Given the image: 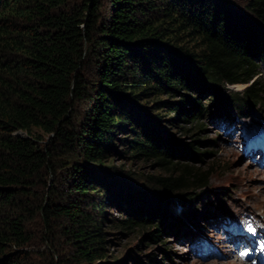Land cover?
I'll list each match as a JSON object with an SVG mask.
<instances>
[{"label": "trees", "instance_id": "1", "mask_svg": "<svg viewBox=\"0 0 264 264\" xmlns=\"http://www.w3.org/2000/svg\"><path fill=\"white\" fill-rule=\"evenodd\" d=\"M74 1L0 0V264H31L37 217L54 264H124L109 262L116 235L163 243L174 194L198 178L173 159L203 156L166 125L201 132L210 111L199 93L223 103L215 119L264 105L263 82L222 93L264 63V0H245L250 14L229 0ZM78 101L87 104L80 119ZM117 158L139 171L124 172ZM146 165L156 172L146 176ZM173 220L197 226V211Z\"/></svg>", "mask_w": 264, "mask_h": 264}, {"label": "rangeland", "instance_id": "2", "mask_svg": "<svg viewBox=\"0 0 264 264\" xmlns=\"http://www.w3.org/2000/svg\"><path fill=\"white\" fill-rule=\"evenodd\" d=\"M229 1L237 5L238 11L250 14L245 9V0ZM78 4V0L72 3V5ZM105 11L106 3L103 2L100 12L104 14ZM258 66L257 77L249 84L224 86L222 87V93L230 96L232 92L234 94L244 92L248 86L256 81L264 83V63H258ZM84 74L91 78L94 75V67L91 64H86ZM192 96L198 98L205 109L210 111L205 119L200 120L198 123V125H202V131L198 132L197 129H192L195 124L189 125L184 122H179L176 127L168 125L166 127L169 135L175 137L182 145L188 146L191 142L197 140L193 144L200 153H203V156H200L199 159H187L176 155L173 162L194 167L198 172H196L198 178L190 180V185L185 191L186 194H174L175 197L172 198L173 202L170 210L167 214L165 213L168 219L164 221V226H162L165 229L163 243L156 244L150 242L149 239H145L141 244L139 240L142 236L139 238L137 236H111L108 238L110 241L108 247L114 257H110L109 262L114 263L125 260L124 264H238L232 257L226 256L222 249L220 241L223 238L217 232L220 223L218 220H223L228 215L225 212L235 215H245L247 212H253L264 222V169L260 170L258 166L251 164L252 161L243 158L238 142L239 132L243 129L244 124H249L251 121L264 122V105H257V108L253 107L254 109L252 108L253 110L247 116L238 120H236V109L231 108L232 117L221 120L222 118L219 119V117L214 119V114L223 103L218 104L219 106L216 104L214 106V103L208 104V100L212 98V94L208 93H205V95L199 93ZM86 107L87 104L84 101L75 103L74 112L79 116V119L83 116ZM223 122L226 124L224 129L221 128ZM188 130L190 131L188 132ZM193 134H197V137H193ZM115 162L116 167L119 168L121 164L125 165L124 172L135 174V171H139V166H132L121 158H117ZM140 167L146 176L156 172L149 165ZM52 182L49 177H46L44 184L40 183L34 192L37 199L44 197V193ZM187 194H196V200L188 198ZM190 207H192L193 212L197 211L199 224L197 226L193 224L192 227H189L186 221L185 224L183 222L175 224L173 218L183 217L184 212H187ZM107 212L110 218L123 217L118 209H108ZM222 214H225L223 219ZM174 224L175 228H173ZM153 229L143 230V235L151 230L153 231ZM30 230L38 243L32 248L34 252L30 256L29 262L31 264H54V260L57 261V258L52 260V255L46 246L41 244L43 242L41 239L43 227L39 217L34 221ZM191 233H196V235H200L198 237L206 238L211 242V246L208 243L202 244L203 251L212 250L215 254H223L224 257L221 259L209 258L207 260L197 258L192 249L189 248V239L186 237ZM181 235L183 236L181 237ZM164 243L167 246H164ZM223 244L228 246L224 240ZM216 246H219V248Z\"/></svg>", "mask_w": 264, "mask_h": 264}, {"label": "bare ground", "instance_id": "3", "mask_svg": "<svg viewBox=\"0 0 264 264\" xmlns=\"http://www.w3.org/2000/svg\"><path fill=\"white\" fill-rule=\"evenodd\" d=\"M220 111L215 115V118L218 116V115H220ZM248 114V113H247ZM242 117H244V116H241V117H239L238 115H237V113H236V120H238L239 118H242ZM214 118V119H215ZM229 118H231V114H230V116H229ZM234 118H235V116H234ZM234 121H235V119H234ZM264 190V189H263ZM213 218V217H212ZM215 219V218H214ZM185 222V221H184ZM187 222V221H186ZM197 222V224H199V222H198V220L196 221ZM188 226L189 227H192L193 226V223H188ZM183 235H181V237H182ZM208 249V248H207ZM235 261L237 262L238 260L237 259H235ZM209 264V263H208ZM210 264H215V263H210Z\"/></svg>", "mask_w": 264, "mask_h": 264}, {"label": "snow or ice", "instance_id": "4", "mask_svg": "<svg viewBox=\"0 0 264 264\" xmlns=\"http://www.w3.org/2000/svg\"><path fill=\"white\" fill-rule=\"evenodd\" d=\"M249 231H252V229H251V228H249Z\"/></svg>", "mask_w": 264, "mask_h": 264}]
</instances>
